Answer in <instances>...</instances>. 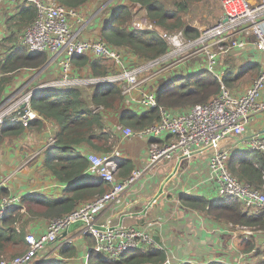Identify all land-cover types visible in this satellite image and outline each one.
<instances>
[{
	"label": "built area",
	"instance_id": "built-area-1",
	"mask_svg": "<svg viewBox=\"0 0 264 264\" xmlns=\"http://www.w3.org/2000/svg\"><path fill=\"white\" fill-rule=\"evenodd\" d=\"M4 0H0V5ZM31 3L36 16L24 30L21 42L32 53H46L47 64H55L57 74L46 77L27 91L6 95L0 102V126L5 119L18 122L23 128H28L39 115L31 108V98L49 90L62 87L91 88L98 85H115L120 87L124 97H130L138 91L137 101L147 108L158 107L160 120L138 131L130 127L124 128L122 136L146 137L157 139L163 135H170L172 140L158 144L151 142L147 150L145 166L132 174L117 181L120 152L115 150L108 154L90 153L87 156L89 170L95 177L90 184H110L111 187L94 200L80 204L77 208L61 217L48 222L47 228L38 233L29 232L26 237L25 251L12 258L3 253L0 264H29L30 261L47 246L59 242L62 246L76 244L75 238L91 240L87 251H95L111 260L120 259L125 253L144 247L155 245L151 234L143 229L123 223H114L112 218L99 220L106 205L115 202L130 186L134 185L148 170L156 168L162 161L191 157L192 153L202 149H213L209 164L213 173L212 182L216 189L213 203H219L223 197L236 198L244 213L253 214L264 211V174L261 188H252L241 183L229 173L226 162L231 155L232 145L223 147L229 142L227 139L241 137L255 115L264 112V100L260 94L264 90V69L251 82L248 89L241 95H235L227 86L221 83L219 93L210 101L196 104L186 111H171L160 107L156 103L155 94L151 91L141 92L140 89L165 71L168 65L188 61L191 57H205L206 70L220 79L222 71H217V58L233 48L246 45L243 34L256 39L258 51L264 53V0L258 4H251L249 0H219L222 11L221 20L212 27L200 31L196 40L188 41L182 31L175 33L160 32L159 37L166 42L169 50L158 58L148 61H138L135 66H123V55L120 50L108 46L100 39H81L79 33L88 28L90 15L83 14L80 8H69L55 1L23 0ZM112 1V0H110ZM107 5V4H106ZM89 16V17H87ZM226 18V22L223 19ZM74 24V26L72 25ZM88 24V25H87ZM131 28L146 30L153 27L146 18H133ZM189 52L188 54H184ZM83 56L91 60L101 59L111 62L116 72L106 76L75 75L72 60ZM44 65V66H45ZM43 66V67H44ZM36 70L38 72L41 68ZM131 98V97H130ZM24 105V107H22ZM100 109V108H99ZM96 110H93V113ZM246 150L264 154V132L251 135L242 140ZM54 143L53 136L48 144ZM34 155L14 170L0 179V189L6 187L11 177L17 174ZM17 195H2L0 193V223L8 209L20 204ZM231 237L243 234L263 236V230H252L245 226L226 224ZM234 228L235 231L232 229ZM70 229V230H69ZM228 230V229H227ZM67 235L62 237L63 232ZM86 251V252H87ZM242 257L243 254H240ZM166 259L162 264H168ZM192 264L191 261L187 262ZM87 264V253L83 255L81 263Z\"/></svg>",
	"mask_w": 264,
	"mask_h": 264
},
{
	"label": "trees",
	"instance_id": "trees-1",
	"mask_svg": "<svg viewBox=\"0 0 264 264\" xmlns=\"http://www.w3.org/2000/svg\"><path fill=\"white\" fill-rule=\"evenodd\" d=\"M57 1L65 7L80 8L90 0ZM199 1L201 0H129L130 5L117 6L105 19L100 39L112 48L125 50L132 58L135 57L139 61L158 58L169 50L166 42L159 37L160 32L182 31L188 41L199 38V29L191 26L187 19L188 4ZM143 13L153 29H131L132 19ZM34 18V6L27 4L19 13L20 21L16 25L18 28L24 24L27 26ZM15 47L12 44L7 49L4 63L0 64L1 73H10L23 67L39 68L47 61L46 53L32 54L26 49ZM72 64L76 67L88 66L93 76L108 75L110 67L106 61L101 59L90 61L83 56L75 57ZM259 66L258 63L239 65L236 72H233V68L225 67L220 79L206 69L193 73L188 83H179L181 77H178L171 80L167 88L160 87L155 91L156 103L168 110L185 111L196 104H203L213 99L219 93L221 83L230 88L238 83L243 74L258 73ZM251 76L254 77L253 74ZM7 82H9L8 77L0 79V102L5 98L3 86ZM81 90L78 87H62L42 92L31 98V108L39 118L32 121L28 129H40L43 120H49L57 127L55 143L44 152L43 165L53 178L60 184L66 185V190L57 198L37 193L26 194L21 198L19 205L8 209L0 223V256L4 252H9L11 257L22 254L26 249L25 237L34 230L37 220L50 222L54 218L69 214L79 204L94 200L107 191L104 190L103 184H88L90 176L85 174L88 172L89 162L85 152L108 154L112 152L115 143L109 141L110 133L106 130L102 114L93 113L92 107L83 97L84 91ZM91 93L92 104L102 106L107 112L117 111L124 98L120 87L115 85H98L92 88ZM123 118L124 116L121 117ZM158 120H160V111L155 107L141 115L128 118L125 122L121 121L138 131ZM23 130L20 123L5 119L0 126V141L3 138L15 139ZM83 146H85L84 150ZM226 167L241 183L252 188H261L264 154L250 150H246L244 154H232L226 162ZM118 170L126 172L123 176L129 175L132 170L130 162L122 161ZM180 200L187 208L201 212L219 223L264 231V211L246 214L236 198L223 197L217 204H210L202 196L184 195ZM238 246L242 253L248 255L247 260H244L246 264H264V243L260 244L256 235L245 236L243 242H238ZM86 253L87 264H162L166 260L164 250L156 246L130 251L118 260L106 258L93 250ZM58 254L61 259L53 258L42 264H68L66 260L76 256V249L73 245L62 246Z\"/></svg>",
	"mask_w": 264,
	"mask_h": 264
},
{
	"label": "crops",
	"instance_id": "crops-1",
	"mask_svg": "<svg viewBox=\"0 0 264 264\" xmlns=\"http://www.w3.org/2000/svg\"><path fill=\"white\" fill-rule=\"evenodd\" d=\"M45 1H55L60 4L57 0ZM126 1L129 3V0ZM260 1L261 0H249L251 4H257ZM95 2L96 0H90L87 4L82 6V9L85 10L83 14H88L89 9L94 7ZM113 2L116 1L113 0L111 2L108 0L106 12L104 14L102 12L100 18L95 17L94 20L89 23L86 31L79 33V38L100 39V33L105 19L109 17L117 6H119V4H114ZM27 4L31 3L23 0H4L0 5V64L4 63L7 49L10 48L12 44L16 46L15 48L27 50L25 45L21 42V36L28 25L26 26V24H24V26L19 28L16 25L20 21L19 13ZM203 4L208 5L209 1H205ZM203 4L201 3L199 6ZM82 9L80 8L81 11ZM206 11H208V9H206ZM219 11L220 15L216 20L217 23L222 18V11L220 8ZM100 12L101 11H99V13ZM200 12L201 10L198 8L197 13L199 14ZM93 13L94 12L91 11L88 15L91 16ZM143 18H146L144 14ZM261 19L264 22V15H261ZM192 20H197V17ZM197 23L198 26L196 28L199 30L200 27L205 25L200 20ZM10 24H13V26ZM72 25L74 26L73 23ZM239 38L244 39L246 45L242 48H233L226 54L220 55L217 58V71H222L223 74L225 67L232 69L237 68L238 63H241V65L258 63L260 65L258 73H260L264 69V53H261L256 48V39L254 37L247 38L244 33L239 35ZM120 51L123 55V66L125 65L130 68L135 66L136 62L139 61L135 57L132 58L125 50L121 49ZM201 59L202 60L199 59L192 63L188 60L186 61V65L183 63L184 61L168 65L165 71L161 72L157 77L144 85L140 89V93L151 91L155 94L158 88H167L171 80L181 77L183 73L193 74L206 69L205 57ZM132 63L133 65H130ZM73 67L79 69L78 73L76 72L75 75L81 74L87 77L92 75L86 65L83 67H76L73 65ZM37 69L38 68L23 67L10 73L0 72V79L2 77L9 78V82L3 86L4 96L6 97V95L21 89V92H25L31 86L46 79V77L50 78L57 74V67L55 64H47L36 72ZM114 72H116V67L110 64L108 74ZM258 73H253L254 77L249 76L247 78H245L247 73L243 74L238 83L233 87H228V89L235 95L243 94ZM78 88L84 91L83 97L92 109L96 110L94 113L102 114L106 124V130L110 133L109 141L115 143L112 151L117 150L120 152L118 158L119 165L124 160H128L131 164L132 170L129 175L132 174L133 171L145 166L147 158L146 153L151 142L162 144L172 140V137L166 134L157 139L139 136L124 138L122 136L124 128H132L124 123L128 118L141 115V113L151 109L138 103L136 100L138 95H140L138 91L132 93L130 96L131 98L123 96L121 107L117 111L107 112L102 106H94L92 104L91 92L93 87ZM260 100H264V90H262L260 94ZM176 111L180 112L181 110ZM122 116H124L123 119H121ZM56 131L57 127L53 122L43 120L42 126L38 130L24 128L19 137L12 140L3 138L0 141V179L11 173L16 165H20V163L26 161L29 156L35 154L28 164H25L17 174L10 178L6 187L0 189L2 195L6 193L5 195H17L22 198L26 194L37 193L57 198L65 192L66 185L60 184L57 179L53 178L43 165L45 160L44 152L55 143L54 136ZM262 132H264V112L254 116L253 121L246 127L241 137L237 136L227 139L229 142L223 144V147L232 145L231 155L239 153L244 154L246 147L242 140L244 141L245 138ZM52 136L54 138V143L49 145L48 139ZM238 137L239 139H237ZM82 149L84 150L85 146H83ZM90 153L96 152H85L86 158ZM96 154L100 155L101 153ZM201 154H195L180 160L172 159L170 161H162L156 168L148 170L134 185L127 188L115 202L106 205L101 213L102 217L99 220L109 217L112 218L116 224L123 223L133 225L134 227L145 230L147 233L151 234L156 244L164 250L166 259L169 261L168 264H188V261H191L192 264H241L248 255L242 253L238 246L239 241L231 237L230 229L227 227L226 223H219L212 218L206 217V215L201 212L191 210L180 200V197L184 195L202 196L205 200L209 201L210 204L218 203H213V200L216 198V189L212 182L213 173L209 164L211 155L203 159L200 157ZM118 172L119 173L116 175L117 181L126 177L123 176L126 174L125 171L118 170ZM85 176H90L88 184L92 185L90 181L95 177V174L88 169ZM110 187V184H103L105 191H108ZM47 225L48 222L37 220L33 227L34 230L30 232H42L47 228ZM256 237L260 244L264 243V235ZM224 239L230 244V247H225ZM76 241L78 243L73 245L76 249V256L73 259L66 260L68 264L81 263L83 255H85L88 249L89 241L78 238ZM61 247L62 245L59 244V242L45 247L37 255L36 259L38 260H36V264L45 263L53 258L61 259L58 254ZM240 254H243V256L240 257Z\"/></svg>",
	"mask_w": 264,
	"mask_h": 264
},
{
	"label": "rangeland",
	"instance_id": "rangeland-1",
	"mask_svg": "<svg viewBox=\"0 0 264 264\" xmlns=\"http://www.w3.org/2000/svg\"><path fill=\"white\" fill-rule=\"evenodd\" d=\"M115 1L116 2H113L114 4L130 5L126 0H115ZM205 1H209V4L208 5H204L203 2H205ZM106 3H107V5H105ZM201 3L203 5L202 6H199V5H201ZM107 6H108V0H96L94 7L91 8V9H89V12H91V11L94 12L93 14H91L89 23L92 22L95 17L100 18L101 17L100 16L101 13L103 12V14H104L106 12ZM197 7L200 8V10H201V12L199 14L197 13V11H198V8ZM82 8L83 7H81V9ZM219 8L221 10L219 0H201L199 2H192V3L190 2L188 4L189 11H188V14H187V19H188V21L190 20L189 21V24L191 26H193V27H197L198 26V23L197 22H199V20H200L205 25L203 27H200V30L199 31H201V30H203L205 28H209V27L214 26L217 23L216 20H217V18H219V15H220ZM206 9H208V11H206ZM99 11H101V12L99 13ZM82 12H85V10L82 9ZM89 12H88V14H89ZM98 13H99V15H98ZM143 14H138L135 18H141V17H143ZM204 14H205V16H204ZM87 17H89V16H87ZM196 17H197V20H192V19H194ZM84 31H86V28L82 32H84ZM247 38H251V37L247 36ZM188 53L189 52H185L184 54H188ZM199 59L202 60L201 57H199V56H195V57L193 56V57H191L189 59V62L192 63V62H195L196 60H199ZM222 59H225V58H222ZM183 63L185 65L187 64L186 61H184ZM109 64H111L113 66V64L111 62H109ZM239 65H241V63H238L237 66H239ZM236 71H238L237 68H233V72H236ZM16 73H19V72H16ZM253 73L254 72H250V73L248 72L247 75L245 76V78L251 76V74H253ZM258 75H259V73H258ZM192 76H193V74L183 73L182 76H181V79H180V82L179 83H188V81H190L192 79ZM257 76H255V78ZM237 139H239V137ZM198 154H201V153H198ZM212 154H213V149L212 150L207 149V150H204L202 152V154L200 155V157L204 159L206 157H209L210 155L212 156ZM232 230L235 231L234 228ZM244 236L245 235L239 233L237 235V240L236 241H240V239H241V242H243ZM76 240H77V238H75V241L74 242L77 244L78 242ZM224 241H225V247H228V246L230 247V244H228L226 242V239H224ZM5 256L7 258H12L9 252H7V254ZM245 259L247 260V258H245ZM36 260L37 259L34 258L31 261L30 264H36V262H35ZM219 264H222V263H219ZM241 264H246V261L241 262Z\"/></svg>",
	"mask_w": 264,
	"mask_h": 264
},
{
	"label": "water",
	"instance_id": "water-1",
	"mask_svg": "<svg viewBox=\"0 0 264 264\" xmlns=\"http://www.w3.org/2000/svg\"><path fill=\"white\" fill-rule=\"evenodd\" d=\"M223 22H226V18L223 19ZM22 107H24V105H22ZM263 133V132H262ZM205 149H202V150H198L194 153H192L191 155H195V154H198V153H202ZM70 230V229H69ZM67 235V231L63 232L62 234V237H65Z\"/></svg>",
	"mask_w": 264,
	"mask_h": 264
},
{
	"label": "clouds",
	"instance_id": "clouds-1",
	"mask_svg": "<svg viewBox=\"0 0 264 264\" xmlns=\"http://www.w3.org/2000/svg\"><path fill=\"white\" fill-rule=\"evenodd\" d=\"M29 53H30V52H29ZM151 246H155V245H151ZM147 247H149V246H147ZM147 247H144V248H147ZM156 247L161 248L160 246H156ZM144 248H143V249H144ZM161 249H162V248H161Z\"/></svg>",
	"mask_w": 264,
	"mask_h": 264
},
{
	"label": "bare ground",
	"instance_id": "bare-ground-1",
	"mask_svg": "<svg viewBox=\"0 0 264 264\" xmlns=\"http://www.w3.org/2000/svg\"><path fill=\"white\" fill-rule=\"evenodd\" d=\"M51 91V90H50ZM46 92H48V91H46Z\"/></svg>",
	"mask_w": 264,
	"mask_h": 264
}]
</instances>
